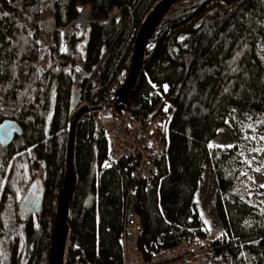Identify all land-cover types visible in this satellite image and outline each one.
<instances>
[{
    "label": "trees",
    "instance_id": "16d2710c",
    "mask_svg": "<svg viewBox=\"0 0 264 264\" xmlns=\"http://www.w3.org/2000/svg\"><path fill=\"white\" fill-rule=\"evenodd\" d=\"M157 1L0 0V121L14 118L23 127V137L7 147L0 144V264H49L69 145L70 91L87 87L95 100L125 80L138 30ZM86 4L92 21L79 35L75 20ZM116 8L120 14L110 18ZM47 14L58 26L50 43L40 28ZM61 26L68 27V35ZM263 37L264 0H183L172 8L151 36L145 71L129 103L116 106L141 121L166 106V154L159 173L148 183L135 179L130 159L108 161L99 113L83 115L76 127L65 264H123L132 190L143 226L138 246L144 262L197 237L208 240L195 257L202 264H237L243 255L251 264H264V210L232 192L236 146L215 157V207L226 231L217 236L202 230L197 202L219 129L231 119L245 123L260 117L264 131V60L258 48ZM66 39L68 51L62 53ZM39 167L43 206L24 218L20 200Z\"/></svg>",
    "mask_w": 264,
    "mask_h": 264
},
{
    "label": "built area",
    "instance_id": "2783aa9c",
    "mask_svg": "<svg viewBox=\"0 0 264 264\" xmlns=\"http://www.w3.org/2000/svg\"><path fill=\"white\" fill-rule=\"evenodd\" d=\"M88 7V4L82 7L81 18L84 11L89 12ZM80 21L78 19V25L81 24ZM83 25L80 26L83 27ZM63 50L66 51L67 48ZM108 99L109 97L102 103L107 102ZM87 106L89 107V104ZM80 108L81 106L78 109ZM165 119L164 114H159L150 121L143 122L137 119L132 112L126 113L103 105V111L99 112L97 121L107 135L108 161L117 162L130 159L134 167L135 179H143L150 183L159 173V164L166 151V145L162 139L163 133L160 135ZM134 205L135 198L132 190L127 205L131 207L128 212L126 211L122 236L123 264H202V260L195 257L201 252V243L208 245V240L197 237L182 241L172 249L158 252L148 263L144 262L138 246L143 226ZM208 249L213 251L210 245Z\"/></svg>",
    "mask_w": 264,
    "mask_h": 264
},
{
    "label": "water",
    "instance_id": "95a60500",
    "mask_svg": "<svg viewBox=\"0 0 264 264\" xmlns=\"http://www.w3.org/2000/svg\"><path fill=\"white\" fill-rule=\"evenodd\" d=\"M183 0H160L153 10H151L142 23L134 44L131 65L123 84L114 89L113 97L117 102L129 103V93L133 91L139 82L141 74L144 72L147 52L151 43V36L159 27L169 11ZM245 1V0H242ZM1 15V8H0ZM85 31L86 25L80 26ZM177 50V48H176ZM96 100L95 102H97ZM81 102L80 88L73 87L69 99V111L73 117L69 123V145L67 161L64 167L62 187L58 201V209L55 220V228L52 236L49 253V264H65L67 249L70 244V221H71V200L72 190L75 181V140L76 127L80 118L87 112V107L76 111ZM100 106L95 107L99 110ZM76 111V112H74ZM23 137V127L15 119H3L0 121V144L9 146L16 137ZM45 196V183L41 178L33 180L26 192L22 195L19 204V214L21 217L38 214L43 206Z\"/></svg>",
    "mask_w": 264,
    "mask_h": 264
},
{
    "label": "rangeland",
    "instance_id": "374dc122",
    "mask_svg": "<svg viewBox=\"0 0 264 264\" xmlns=\"http://www.w3.org/2000/svg\"><path fill=\"white\" fill-rule=\"evenodd\" d=\"M160 1V0H158ZM157 1V2H158ZM115 12H120L119 8H116L113 13H111L110 18ZM81 14L75 20V24L78 28V34L83 35V29L78 25V19H82ZM91 13H88L86 20V27L92 21ZM51 21L53 26L46 29L44 26V21ZM53 20H55L53 22ZM42 23V25H41ZM40 28L42 33V39L47 43L51 42V35L58 28L56 18L52 14H47L40 21ZM61 29L65 28L68 32V27L61 26ZM86 29V28H85ZM64 30V29H63ZM69 33H67L68 35ZM85 39L80 42V53L83 56L85 52ZM67 48V39L65 40L62 49ZM259 53L264 60V37L259 41ZM55 93L53 94V97ZM76 108V111L82 109L83 107H88L87 104L82 105L80 109ZM262 118L256 117L245 123L236 122L231 119L228 123L219 129L218 134L214 137L211 142L212 156L210 161L205 166V170L202 176L200 187L197 193V202L201 209L202 230L208 232H214L217 236L223 233L225 230L223 224L219 220L215 203L217 199V194L219 191V182L217 176V167L215 164V157L218 156L217 153L222 152L226 149L237 147V157L234 160L233 169L235 170V184L233 193H237L243 197L248 196L249 200L254 204H260V209L264 210V131L261 130L260 126L262 124ZM216 154V155H215ZM109 160V159H108ZM34 176L44 180V171L39 167L34 171ZM30 181L27 182L26 187ZM135 206V205H134ZM129 207V208H128ZM131 206H126V211L130 209ZM136 210V209H135ZM137 212V211H136ZM125 228V226H123ZM124 230V229H123ZM140 237V236H139ZM131 240V238H129ZM123 253V249H122ZM244 260H241L237 264H251L250 260L247 259L246 255H243Z\"/></svg>",
    "mask_w": 264,
    "mask_h": 264
},
{
    "label": "bare ground",
    "instance_id": "6f19581e",
    "mask_svg": "<svg viewBox=\"0 0 264 264\" xmlns=\"http://www.w3.org/2000/svg\"><path fill=\"white\" fill-rule=\"evenodd\" d=\"M157 3H159V1L158 2H156L155 4H154V6L150 9V11L151 10H153L154 9V7H155V5L157 4ZM178 4V3H177ZM176 4V5H177ZM89 5V12H87V11H84V14H83V16H82V19H81V21H80V23H81V25H83V24H85V22H86V20H87V15H88V13H91V11H92V9H91V5L90 4H88ZM172 10V9H171ZM170 10V11H171ZM149 11V12H150ZM169 11V12H170ZM148 12V13H149ZM147 13V14H148ZM118 14H120V13H118V12H115V15H118ZM168 15V14H167ZM166 15V16H167ZM147 16V15H146ZM146 16H145V18H144V20L146 19ZM165 19V18H164ZM144 20H143V22H144ZM55 20H53V22H54ZM164 21V20H163ZM162 21V22H163ZM142 22V23H143ZM161 22V23H162ZM161 25V24H160ZM159 25V26H160ZM44 26L46 27V29H48V28H50L51 26H53V24H52V22L51 21H45V23H44ZM141 27V26H140ZM140 29V28H139ZM139 31V30H138ZM137 35H138V33H137ZM82 50H85V46H84V49H82ZM61 52L62 53H67V51H65V50H63V49H61ZM132 52H133V50H132ZM148 55V54H147ZM132 57V56H131ZM147 59V58H146ZM146 62V61H145ZM144 71H145V66H144ZM126 79V78H125ZM125 81V80H124ZM123 81V82H124ZM123 82H121V84H119L118 82H115V83H113V85L111 86V88H110V92L107 94V95H105V96H103L102 98L101 97H99V98H96L95 100H92V99H90L88 96H87V94H88V91H87V87H83L82 89H80V92H81V102H80V105L82 106V105H86V104H89V107H87V112L86 113H90V114H96V113H99V112H101V111H103V105H107L109 108H112V109H115V110H119V111H122V112H131L130 110H127V109H125V108H121V109H117L116 108V106H117V104H125V103H123V102H117V98H114L113 97V94H114V89H116V88H118V87H120L122 84H123ZM73 87H77V86H73ZM72 87V88H73ZM72 90V89H71ZM157 91H158V93L160 94V95H163L162 93H161V91L160 90H158L157 89ZM53 93H52V95L55 93V90H53L52 91ZM70 95H71V91H70ZM107 97H109V99L107 100V102H105V103H102L103 101H105L106 99H107ZM70 99V98H69ZM96 100H98L97 102H95ZM97 106H100V109L99 110H95V107H97ZM167 108H166V106L161 110V112H158V111H155V112H152L151 113V115L149 116V118H147V119H143L142 121L143 122H148V121H150L151 119H153V118H155L157 115H159V114H164V110H166ZM74 112H76V111H74ZM85 113V114H86ZM69 114H70V117H71V119H72V117H73V114H71L70 113V111H69ZM84 114V115H85ZM133 114V113H132ZM137 118V117H136ZM4 119H8V118H4ZM10 119H14V118H10ZM138 119V118H137ZM16 120V119H15ZM18 121V120H17ZM71 121V120H70ZM168 121H169V117L167 118L166 117V119L164 120V122H163V124H162V130H161V132H160V135L162 134V133H164V131H165V128H166V125H167V123H168ZM19 122V121H18ZM165 154H166V151H165ZM165 154H164V156H165ZM164 156L162 157V159H161V161L163 160V158H164ZM159 168H160V164H159Z\"/></svg>",
    "mask_w": 264,
    "mask_h": 264
},
{
    "label": "snow or ice",
    "instance_id": "6c2138e0",
    "mask_svg": "<svg viewBox=\"0 0 264 264\" xmlns=\"http://www.w3.org/2000/svg\"><path fill=\"white\" fill-rule=\"evenodd\" d=\"M262 187H264V186H262Z\"/></svg>",
    "mask_w": 264,
    "mask_h": 264
}]
</instances>
